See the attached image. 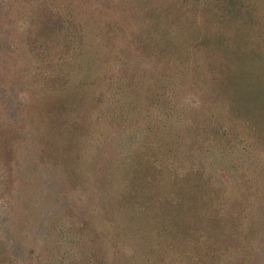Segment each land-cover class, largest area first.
I'll use <instances>...</instances> for the list:
<instances>
[{"label":"rangeland","instance_id":"rangeland-1","mask_svg":"<svg viewBox=\"0 0 264 264\" xmlns=\"http://www.w3.org/2000/svg\"><path fill=\"white\" fill-rule=\"evenodd\" d=\"M89 1L4 0L0 4L1 17L5 20L0 17V38L10 39L16 47L14 61H6V51L0 53L1 100L5 111L10 113L3 112L0 117L7 129L6 137L10 138L7 147L12 149L11 144L14 145L10 155L14 152L16 156L11 164L13 172L7 174V181L0 186V235L6 241L4 251L11 264H65L79 255L84 236L95 238L101 229L106 231L105 235L109 234L113 215L108 210L104 219L109 224L97 220L95 216L103 207L97 195L106 189L104 196L110 203L113 185L109 180L112 183L114 178L117 180L112 174H123L126 180L124 174L129 164L127 159L125 163L119 160L123 161L135 138L143 134L139 125L145 123L147 114L141 93L147 74L163 71L168 58L174 52L185 51L195 39L217 36L237 47L233 54L217 53L236 59L235 96L241 115L252 119L257 127L256 138L261 141L258 150L252 151L259 152L260 158L248 159L242 169L261 165L263 159L264 0H241V15L237 19L202 9L193 0ZM45 9L56 12L82 40L78 66L73 67L61 87L47 86L35 75L30 55L24 56L29 58L26 62L24 58L17 59V38L22 28L29 25L28 15ZM79 10H82L81 18ZM220 46L230 52L224 44ZM163 54L165 63L156 64L155 60ZM170 66L185 73L180 64ZM228 69L227 65L222 66V71ZM221 81L220 87L225 89L227 81L225 78ZM172 82L170 85L176 89L179 83ZM214 88L218 86L215 84ZM95 91H103L101 100H97ZM192 93H182L184 109H190L187 108L190 102L198 98ZM222 101L231 103L229 89ZM121 104L129 109L119 110L115 120L112 109H119ZM134 113L137 121L127 120V115ZM67 115L74 120L64 122ZM130 120L132 124L127 125ZM207 149L208 171L214 173L218 183L233 187L237 178L230 172L229 160L219 155L227 150ZM67 153H72L71 164L62 157ZM68 166L75 167V173L68 174ZM4 169L7 173L8 168ZM103 171L110 175L101 177ZM68 176L74 178L73 182H68ZM107 176L108 182L100 183ZM118 182L123 183L120 178ZM261 230V237L255 240L254 255L247 264H264V228ZM108 240H104L105 260L98 264L104 261V264H145L141 252L128 244L124 246L121 241L116 246ZM234 260L237 259L228 264H235Z\"/></svg>","mask_w":264,"mask_h":264},{"label":"trees","instance_id":"trees-1","mask_svg":"<svg viewBox=\"0 0 264 264\" xmlns=\"http://www.w3.org/2000/svg\"><path fill=\"white\" fill-rule=\"evenodd\" d=\"M3 1L0 0V4ZM193 1L201 8L219 12L221 17L237 19L241 15V0ZM39 11L35 10L31 17L28 15L29 25L22 28L20 38H17V59L24 58L26 62L30 58L35 75L45 85L58 84L61 87L73 67L78 66L82 40L56 12L50 9ZM81 12L79 10V18ZM216 37L195 39L185 51L174 52L163 71L147 74L142 88L144 92L141 93L147 114L145 123L139 125L143 134L135 138L123 161L119 160V163H125L127 159L129 164L124 174L126 180L122 178L123 174H112L117 180L114 178L113 183L109 180L113 185L110 203L104 196L106 189L98 191L100 194L97 195L103 205L95 216L97 220L109 224L104 219L108 210L113 215L110 216L109 234L105 235L106 231L101 229L95 238L84 236L79 255L65 264L101 263L105 260L103 249L107 246L104 240L109 242L108 238L116 246H120L117 243L121 241L124 246L128 244L141 252V261L145 264H228L233 259H237L233 262L235 264H247L254 255L255 240H259L264 228V154L261 165L256 164L254 168L247 165L242 169L248 159L260 158L259 152L252 151L258 150V142L261 141L256 138L257 127H254L252 119L241 115L235 96L238 83L235 57L217 53L233 54L237 47ZM221 44L231 53L222 50ZM15 49L10 39L0 38V53L6 51L7 62L15 60ZM164 52L165 49L161 50ZM165 54L155 63H165L162 61ZM93 56L96 59V55ZM170 64L182 65L186 74L180 68L173 70ZM226 65L229 69L222 71V66ZM222 78L227 81L225 89L220 87ZM174 80L179 83L176 89L170 85ZM215 84L218 88H214ZM228 89L231 103L222 101L226 99ZM86 90L87 87L82 92ZM187 92L198 96L194 100L196 103L190 102L188 110L183 107L185 98L182 96ZM98 93L95 91L99 101L104 93ZM1 95L0 92V116L3 112L9 115L2 105ZM124 109H129L126 104H121L119 109L114 107L112 117L117 120L118 111ZM128 119L137 121L135 113L127 115ZM0 120L1 186L7 181V174L13 172L11 164L16 156L14 152L10 155L14 145L11 144L12 149L7 147L10 138L6 137L3 117ZM63 120L73 121L74 118L67 115ZM94 120L93 115L92 124ZM133 121H128L127 125ZM46 141L48 146V139ZM209 147L227 150L219 155L230 162V172L237 178L233 187L218 183L214 173L208 171L205 160ZM71 156L72 153H67L62 157L71 164ZM5 167L8 168L7 173ZM66 169L68 174H73L76 168L68 166ZM104 175L110 174L103 171L101 177ZM108 178L101 179L100 183H107ZM118 178L122 179V184ZM73 180L69 177L68 182ZM111 225L114 228L111 229ZM5 245L6 241L0 235V264H11L8 253L4 251Z\"/></svg>","mask_w":264,"mask_h":264}]
</instances>
